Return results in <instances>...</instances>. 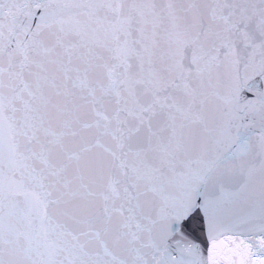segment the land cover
<instances>
[{
	"label": "snow or ice",
	"instance_id": "snow-or-ice-1",
	"mask_svg": "<svg viewBox=\"0 0 264 264\" xmlns=\"http://www.w3.org/2000/svg\"><path fill=\"white\" fill-rule=\"evenodd\" d=\"M0 264H264V0H0Z\"/></svg>",
	"mask_w": 264,
	"mask_h": 264
}]
</instances>
